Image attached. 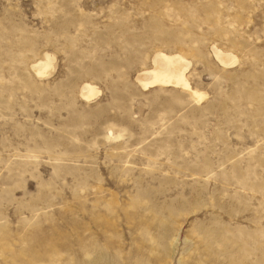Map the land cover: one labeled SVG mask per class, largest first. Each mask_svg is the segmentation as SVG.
I'll return each mask as SVG.
<instances>
[{"label":"rangeland","instance_id":"obj_1","mask_svg":"<svg viewBox=\"0 0 264 264\" xmlns=\"http://www.w3.org/2000/svg\"><path fill=\"white\" fill-rule=\"evenodd\" d=\"M0 264H264V0H0Z\"/></svg>","mask_w":264,"mask_h":264},{"label":"bare ground","instance_id":"obj_2","mask_svg":"<svg viewBox=\"0 0 264 264\" xmlns=\"http://www.w3.org/2000/svg\"><path fill=\"white\" fill-rule=\"evenodd\" d=\"M215 53L217 58L221 63H223L224 66L232 65L237 61L232 54L230 55V53L226 54L218 49H215ZM52 62V58L48 55L46 56V61L37 62L34 65V69L39 73V75H44L46 71L52 67ZM188 63L181 55H168L163 52H159L153 58L154 66L151 69L140 73L137 79L144 88L157 85H161L163 87H183L186 90H191L194 95L193 97H195L196 100L200 102L206 97V94L195 91L191 88V84L186 76V71L189 68ZM81 92L83 98L87 100H90L99 93L98 89L90 84H85Z\"/></svg>","mask_w":264,"mask_h":264}]
</instances>
